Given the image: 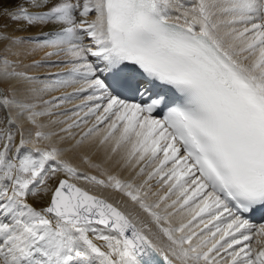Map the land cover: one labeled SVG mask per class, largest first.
<instances>
[{
  "label": "snow or ice",
  "instance_id": "1",
  "mask_svg": "<svg viewBox=\"0 0 264 264\" xmlns=\"http://www.w3.org/2000/svg\"><path fill=\"white\" fill-rule=\"evenodd\" d=\"M0 264H264V0H0Z\"/></svg>",
  "mask_w": 264,
  "mask_h": 264
},
{
  "label": "bare ground",
  "instance_id": "2",
  "mask_svg": "<svg viewBox=\"0 0 264 264\" xmlns=\"http://www.w3.org/2000/svg\"><path fill=\"white\" fill-rule=\"evenodd\" d=\"M17 34L19 35V34H21V33H17ZM42 55H43V52H38L33 58H35V59H39ZM53 59H54V58H53ZM59 67H63V66H59ZM59 67H53V68H51V69H49V70H50V71H57V70H59ZM56 94H57V93H53V95H56ZM92 158H93V160H95L96 162H101V160H102V156L93 155ZM71 162H72L75 166L79 167L81 171H87V172H90V173H92V174H98V173H96L95 170H93V169H89V168L87 167V165H86L85 163H83L78 157H72V158H71ZM112 171L118 173V174L121 175L122 177L125 175V173L119 172V170H118V169H115V168L112 169ZM80 186L83 187L82 184H80ZM104 190H106V189H104ZM106 191L109 192L110 190H106ZM104 194H105L106 196H108V197L112 196L111 191H110V195H107V193H104ZM110 198H111V197H110ZM125 199H126V198H123V197H121V196H116V197H115V200H116V201H121V202H123V201H125ZM110 201H111V199H110ZM128 203L130 204V202H128ZM128 210L134 212L135 214L140 215L141 218H144V215H145V214H143L138 208L129 207Z\"/></svg>",
  "mask_w": 264,
  "mask_h": 264
}]
</instances>
